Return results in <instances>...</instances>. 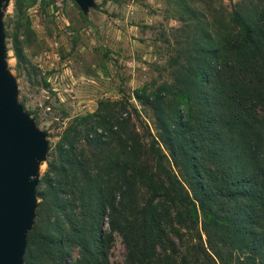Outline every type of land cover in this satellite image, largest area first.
Here are the masks:
<instances>
[{
    "label": "trees",
    "instance_id": "trees-1",
    "mask_svg": "<svg viewBox=\"0 0 264 264\" xmlns=\"http://www.w3.org/2000/svg\"><path fill=\"white\" fill-rule=\"evenodd\" d=\"M260 1L234 3L214 34L198 26L169 59V82L132 91L152 111L149 139L100 108L63 131L35 186V215L60 213L67 226L33 223L24 264L35 250L33 264L50 251L63 264L68 241L80 263L110 264L102 245L113 230L128 264H264Z\"/></svg>",
    "mask_w": 264,
    "mask_h": 264
},
{
    "label": "rangeland",
    "instance_id": "rangeland-1",
    "mask_svg": "<svg viewBox=\"0 0 264 264\" xmlns=\"http://www.w3.org/2000/svg\"><path fill=\"white\" fill-rule=\"evenodd\" d=\"M239 1L93 0L82 13L74 0H8L2 10L7 67L16 80L17 100L46 131L48 142L38 178L63 131L80 127L79 117L98 108L99 114L109 112L116 120L128 116V126L142 140L155 134L151 109L132 91L148 92L169 82V59L188 44L191 32L203 26L214 34ZM119 101L124 109L115 104ZM100 102L107 104L100 107ZM64 219L60 213L44 212L34 215L32 226L44 232L57 221L66 227ZM102 250L110 264H128L115 230ZM63 251V264H90L80 263V248L72 241ZM46 253L56 261L58 252ZM46 253L41 264H53ZM38 254L33 251L27 264L37 261Z\"/></svg>",
    "mask_w": 264,
    "mask_h": 264
},
{
    "label": "water",
    "instance_id": "water-1",
    "mask_svg": "<svg viewBox=\"0 0 264 264\" xmlns=\"http://www.w3.org/2000/svg\"><path fill=\"white\" fill-rule=\"evenodd\" d=\"M82 13L93 0H74ZM0 0V264H22L35 215L39 163L48 149L46 131L17 100V84L7 67Z\"/></svg>",
    "mask_w": 264,
    "mask_h": 264
}]
</instances>
